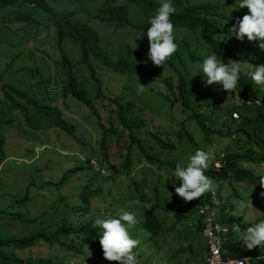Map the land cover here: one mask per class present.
Returning <instances> with one entry per match:
<instances>
[{"label":"rangeland","instance_id":"1","mask_svg":"<svg viewBox=\"0 0 264 264\" xmlns=\"http://www.w3.org/2000/svg\"><path fill=\"white\" fill-rule=\"evenodd\" d=\"M44 1L56 11H74V19L92 26L105 58L130 64L141 62L139 54L149 59L147 31L151 25L136 4L112 1L127 3L128 22L115 24L92 14L104 0ZM204 1L216 3L219 22L230 29L218 37L230 47L232 60L251 71L258 42L246 37L240 41L231 31L237 18L249 10L238 9L240 0H182L173 5L181 9ZM175 36L178 51L165 68L158 67V73H152L148 63L141 72L123 73L89 51L93 76L81 60L80 46L68 36L59 39L49 12L23 0L0 3V134L5 137L6 153L0 165V238L21 239L67 225L93 227L97 218L118 217L124 211L142 220L144 210L154 206L160 222L158 234L153 236L140 223L131 230L132 238L140 242L134 249L140 264H205L207 247L197 213L204 197L185 202L175 193L180 181L173 175V164L186 163L197 149L214 147L215 157L235 148L247 150L241 140L246 134L241 130L228 135L231 128L238 129L241 117L232 112L235 120H230L228 111L253 116L254 106L239 107L243 99L237 92L229 94L219 84L206 85L203 72L198 74L199 65L210 55L199 28L176 25ZM61 52L69 66L61 62ZM180 76L183 88L178 87ZM140 83L146 88L138 94ZM259 87L264 93V86ZM73 90L82 91L89 103L79 100ZM119 105L137 124L131 133L118 119ZM57 114L69 124L67 128L59 125ZM201 117L212 130L208 137L197 122ZM160 141L171 145L161 146ZM252 155L259 159L264 154ZM219 164L214 161V166ZM237 165L254 174L264 173L263 162ZM92 188L97 193L81 213L77 207L80 196ZM261 192L263 187L233 178L220 184L215 181L211 195L230 206V215L245 231L264 221ZM215 205L221 207L218 201ZM85 237L87 243H83ZM233 237L242 253L264 254L260 246L247 249L237 233ZM59 239L73 241L80 250L58 241L49 244L42 238L30 247L3 250L31 264H42L37 259L54 264H114L104 259L100 243L82 230L67 231Z\"/></svg>","mask_w":264,"mask_h":264},{"label":"trees","instance_id":"2","mask_svg":"<svg viewBox=\"0 0 264 264\" xmlns=\"http://www.w3.org/2000/svg\"><path fill=\"white\" fill-rule=\"evenodd\" d=\"M18 0H0L1 4H12L17 2ZM29 3H32L38 7L43 8L47 12H49L52 22L55 24L57 28V33L59 39L63 36L70 37L74 42H76L81 50H82V58L81 60L88 65L90 68L91 74L94 76V69L89 61V51H91L96 57L100 58L104 64L115 68L116 70L126 73V72H141L144 65L146 63L149 64V69L152 73H158L159 68L156 67L150 59H144L142 54H139L141 58V62L138 64H130L125 60H117L111 61L104 57L102 52L98 47V33L97 31L87 24L86 22L77 20L73 18L74 11L72 10H62L56 11L51 6H49L44 0H23ZM112 1L114 0H104L103 6L100 7L94 14V17L98 18L101 21L115 23V24H126L128 22V13H127V3L114 4ZM127 2H132L138 6V8L149 18L154 16L157 9L160 6V0H127ZM173 4H181L182 0H172ZM177 9V8H176ZM217 5L216 3L204 1L202 3H189L187 5L182 6L181 9H177L176 13H174L171 17V20L174 26H185L189 29H200L201 38L206 41L209 47V54L215 53L218 58L224 63H228V60L233 59V53L231 52L230 47L227 46L226 42L218 37V34L227 33L230 29L219 22V15L217 13ZM32 20V19H31ZM148 26V25H147ZM145 28H148V27ZM151 27V26H150ZM258 48L255 49L254 54V63L253 66L264 65V50L260 49L259 41ZM62 63L64 66H69V59L65 56L63 52H61ZM251 66V71H254V67ZM251 71H242L240 81L238 87L236 89L237 94L243 100L239 104V107H253L254 106V115L249 116L247 113H240L238 117L240 120L238 121V129L231 128L228 132V135H234L239 133L241 130L243 134H246L244 137H241V140L244 143V147L248 148L245 151H240L241 148H235V150H227L223 152L220 157L217 155L210 163L209 168L206 171V175L211 177L218 184L221 182H227L232 180L233 178L238 181H245L249 184L259 185V180L261 177H264L263 174H254L251 169L247 167H239L237 164L239 163H264V155L262 157L256 158L253 157L252 152L258 153L262 152L264 154V93L259 86L255 85L251 79L249 73ZM71 76V75H70ZM95 78V77H94ZM71 79L74 78L71 76ZM166 80V79H165ZM167 81V80H166ZM169 81V80H168ZM179 88H183L184 80L180 76L179 79ZM182 81V82H181ZM169 84H171L169 82ZM73 89V88H72ZM75 96L88 104V99L85 97L82 91L73 90ZM17 95L23 96L21 92H17ZM83 94V95H82ZM262 94V96L260 95ZM260 99V104H255L254 101L256 99ZM248 101V102H247ZM120 104V103H118ZM184 106H188L186 99L183 100ZM238 107V108H239ZM43 109V107H39ZM122 105L118 107V119L120 122L126 126L131 133L133 128L132 125H137L132 122L133 117H126L123 112ZM48 112H52L53 109H48ZM233 111H228L230 120H235L232 117L231 113ZM58 123L61 127L67 128L69 126L68 123H65L60 116L57 114ZM197 117V116H196ZM237 117V118H238ZM197 122L200 128L203 130L205 137H208L212 130L207 127L203 117L197 118ZM230 126V125H229ZM251 126V131H248V128ZM214 132V131H213ZM188 140L194 142L193 136L186 132ZM161 146H170L171 144L160 141ZM5 145V137L0 134V165L4 161L6 157V153L4 151ZM151 162L154 163L156 158L148 157ZM128 161V156L125 158L124 163ZM219 161V165L214 166V161ZM174 163L173 165H176ZM264 188V187H263ZM97 193L96 189L92 188L86 191L84 194L80 196L79 203L77 205L80 208V212L84 213L88 210L89 199ZM211 193H208L204 196V202H211L210 199ZM216 196V195H215ZM219 200V199H218ZM220 201V200H219ZM222 202V201H221ZM227 208V209H226ZM221 211H227L230 213L231 208L227 206V204L223 203L220 207ZM230 218H234L240 225V222L234 216H230ZM141 225L145 227L150 233L155 236L158 234V230L160 227V222L158 217L155 214L154 206H150L146 208L143 212V218L141 220ZM79 231L82 230L87 234L88 237L91 238L93 242H99V238L102 235L101 228L98 226H90L83 225L82 227H72V226H63L61 228H57L55 231L49 233L45 231H37L33 233L31 236L24 237L21 239L17 238H0V264H31V260H23L18 258L15 255H6L3 250L4 247H11L13 249L26 248L34 245L38 239L42 238L43 240L48 241L49 244H52L58 241V244L64 245L68 248L76 249L79 251V247L75 246L73 241H65L59 239L61 234H64L67 231ZM83 243H87L88 239L85 237L83 239ZM239 243L237 239L234 238L232 242L229 243L228 249H230L231 255H236L242 253L239 248ZM42 264H54L52 260L48 259H37L36 260ZM252 264H264V257L261 259H257L252 262Z\"/></svg>","mask_w":264,"mask_h":264},{"label":"clouds","instance_id":"3","mask_svg":"<svg viewBox=\"0 0 264 264\" xmlns=\"http://www.w3.org/2000/svg\"><path fill=\"white\" fill-rule=\"evenodd\" d=\"M245 7L249 10V14H245L242 19L237 18L231 31L240 41H244L245 37L251 42L259 41L260 49L264 50V0H240L238 9ZM176 11L172 0H160L155 15L149 18L151 27L147 31L148 57L155 66L165 68L178 51L175 26L171 20ZM253 67L254 71L249 73L252 81L257 86H264V65ZM201 71L206 85H222L223 89L231 94L236 92L244 69L241 62L228 60V63H224L212 53L199 65L198 74ZM145 88L140 83L137 88L138 94L143 93ZM256 104H260L259 99ZM214 158L215 149L209 147L207 151L197 149L194 155L189 156L186 163L176 164L173 175L177 181H180V186L175 188V193L185 202H192L208 193H214L215 181L205 174ZM259 185L264 187V177L260 178ZM260 195L264 198V192ZM139 223L141 220L137 215L128 211L122 212L118 217L95 220L94 226L103 230L99 243L105 260L114 264H140L134 251L140 242L131 235V230ZM232 231L238 234L240 242H243L247 249L252 250L257 246L264 248V221L248 227L245 231H241L239 224H233ZM248 261L245 258L238 260L236 264H248Z\"/></svg>","mask_w":264,"mask_h":264},{"label":"built area","instance_id":"4","mask_svg":"<svg viewBox=\"0 0 264 264\" xmlns=\"http://www.w3.org/2000/svg\"><path fill=\"white\" fill-rule=\"evenodd\" d=\"M258 99L254 101L255 104ZM232 114L236 118L239 115L236 111ZM210 199L211 202L202 203L197 210L201 220V234L205 238L207 247L204 258L205 264H236L238 260H243L245 258L249 260L248 264H252L253 261L263 258L264 254L261 253L230 254V249H228V247L229 243L233 241V235L235 233L232 231V225L239 223L234 218H230L231 215L228 212L229 210L221 211V209L215 205L217 201L221 204L223 203L219 201L215 195H211Z\"/></svg>","mask_w":264,"mask_h":264}]
</instances>
